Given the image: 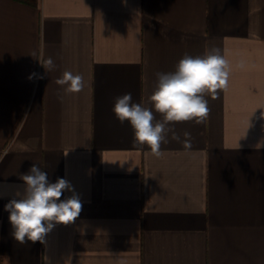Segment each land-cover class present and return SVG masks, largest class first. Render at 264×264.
Segmentation results:
<instances>
[{
	"label": "crops",
	"instance_id": "0c3cea01",
	"mask_svg": "<svg viewBox=\"0 0 264 264\" xmlns=\"http://www.w3.org/2000/svg\"><path fill=\"white\" fill-rule=\"evenodd\" d=\"M213 47L227 88L152 154L116 98L151 109L156 74ZM66 71L82 91L56 84ZM262 111L264 0H0V264H264ZM34 163L82 211L20 244L4 205Z\"/></svg>",
	"mask_w": 264,
	"mask_h": 264
},
{
	"label": "clouds",
	"instance_id": "9594fccd",
	"mask_svg": "<svg viewBox=\"0 0 264 264\" xmlns=\"http://www.w3.org/2000/svg\"><path fill=\"white\" fill-rule=\"evenodd\" d=\"M43 67L51 71L55 67L53 60L49 58ZM229 74V62L218 48L206 49L203 56L185 54L175 71L156 74L155 89L148 97L151 109L132 102L131 93H126L116 98L112 111L121 124L129 122L137 143L147 145L152 154L160 155L161 143L171 131L167 127L169 123H201L209 113L205 96L211 95L215 99L218 90L226 89ZM56 84L66 93H79L85 86L81 75L67 71L56 80ZM153 109L161 114L162 121L155 120ZM261 117L264 118V111ZM174 138L179 139L175 135ZM20 179L23 191H17L18 198L10 199L4 205L15 241L20 244L43 243L45 236L57 225L72 224L79 217L81 201L66 179L57 178L51 182L47 172L35 163ZM66 191L72 195L62 199Z\"/></svg>",
	"mask_w": 264,
	"mask_h": 264
}]
</instances>
